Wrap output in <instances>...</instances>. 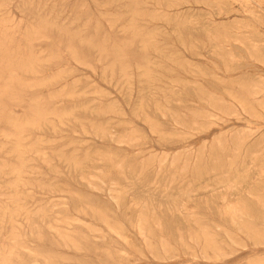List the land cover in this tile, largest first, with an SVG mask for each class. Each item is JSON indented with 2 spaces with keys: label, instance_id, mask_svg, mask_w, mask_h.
I'll return each instance as SVG.
<instances>
[{
  "label": "rangeland",
  "instance_id": "rangeland-1",
  "mask_svg": "<svg viewBox=\"0 0 264 264\" xmlns=\"http://www.w3.org/2000/svg\"><path fill=\"white\" fill-rule=\"evenodd\" d=\"M0 264H264V0H0Z\"/></svg>",
  "mask_w": 264,
  "mask_h": 264
},
{
  "label": "bare ground",
  "instance_id": "bare-ground-1",
  "mask_svg": "<svg viewBox=\"0 0 264 264\" xmlns=\"http://www.w3.org/2000/svg\"><path fill=\"white\" fill-rule=\"evenodd\" d=\"M190 4V3H189ZM179 8V7H178ZM20 71V70H19ZM205 96H206V98H205V103H208V104H210L211 105V103H212V100H211V95L209 94V91H207L206 92V94H205ZM213 99H214V97H213ZM220 100V99H219ZM217 101V100H216ZM216 101H214V103L215 104H213V105H216L217 103H216ZM221 103V102H220ZM3 113V112H2ZM11 113V112H10ZM11 121H13V120H11ZM242 142V141H241ZM172 162V161H171ZM159 164V163H158ZM260 202H262V201H260ZM28 213V212H27ZM29 214V213H28ZM5 216V215H4ZM140 221V220H139ZM139 232H140V234L141 235H145V233H144V231H143V229L142 228H140L139 227ZM17 241V240H16ZM231 243V242H230ZM27 248H29V247H27ZM170 254V253H169Z\"/></svg>",
  "mask_w": 264,
  "mask_h": 264
}]
</instances>
